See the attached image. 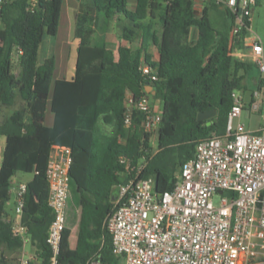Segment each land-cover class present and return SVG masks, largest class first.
<instances>
[{"label":"trees","instance_id":"16d2710c","mask_svg":"<svg viewBox=\"0 0 264 264\" xmlns=\"http://www.w3.org/2000/svg\"><path fill=\"white\" fill-rule=\"evenodd\" d=\"M62 2L0 0V136L5 138L0 264L16 260L26 242L36 249L41 264H49L46 237L52 213L46 170L54 146L70 148L72 156L59 264H88L94 259L120 264L122 257L112 252L105 222L116 208V187L127 180L121 158L134 163L146 158L141 178H153L158 194L171 190L176 172L193 157L196 144L224 133L232 94H247L246 74L256 66L233 59L234 41L243 47L245 32L233 37L235 16L215 0L199 17L193 0H78L74 79L53 81V49L42 59L39 53L45 38L54 39L58 33ZM113 21L120 40L115 52L106 47ZM193 28L198 31L196 41L190 40ZM135 40L138 47L126 46ZM152 47L157 61L148 53ZM142 65L156 73V82L142 75ZM149 86L154 96L146 92ZM127 90L162 105L154 153L152 134L142 127L143 113L134 111L129 127L124 123ZM48 103L52 127L44 125ZM207 111L216 115L198 121V114ZM22 141L28 144L26 151ZM18 173L34 176L23 196L22 236L13 233L6 210L12 178Z\"/></svg>","mask_w":264,"mask_h":264},{"label":"built area","instance_id":"2783aa9c","mask_svg":"<svg viewBox=\"0 0 264 264\" xmlns=\"http://www.w3.org/2000/svg\"><path fill=\"white\" fill-rule=\"evenodd\" d=\"M210 1L193 3L202 9ZM215 2L235 16L233 37L245 32L243 48L249 49L264 82V47L251 27L257 0ZM140 71L148 81L158 80L149 66L142 65ZM238 93L232 94L233 106L224 133L196 144L193 157L182 166L171 190L158 194L153 178H141L146 158L137 163L121 158L127 180L116 187V208L105 225L111 235L112 252L122 257L124 264H264V124L257 131L241 123L234 126L233 121L241 117L246 105ZM252 97L254 101L247 104L250 111L262 109L264 115V99L256 100L258 92ZM124 105L127 127L134 111H139L144 116L143 129L157 134L162 111L154 110L150 97L135 96L127 90ZM71 163L70 148L52 147L46 170L47 204L52 213L46 237L51 252L49 264H59ZM26 189L25 184L18 188L15 219L7 216L13 233L20 236L26 232L21 224ZM214 195L222 197L219 207L213 204ZM18 264L41 261L22 257ZM88 264L99 262L94 259Z\"/></svg>","mask_w":264,"mask_h":264},{"label":"crops","instance_id":"0c3cea01","mask_svg":"<svg viewBox=\"0 0 264 264\" xmlns=\"http://www.w3.org/2000/svg\"><path fill=\"white\" fill-rule=\"evenodd\" d=\"M260 2V1H259ZM130 8L133 9V4H130ZM78 10H79V2L78 0H63L62 2V8H61V14H60V20H59V28H58V33L55 37L54 40V46H53V54H54V58H55V69H54V73H53V81L56 80H66V81H72L74 79V75H75V69H76V61L74 65H69V61L70 60V51H71V47H74L76 49V51H78V47H79V41L76 39L75 35H74V29H75V23H76V17L78 14ZM200 7L199 6H195L194 7V13L196 17H199L200 15ZM118 31L117 28L115 27V22H110L107 32H106V47L112 51H116L117 47L120 44V40L118 38ZM112 37L113 40H112ZM198 37V31L196 29H192L191 33H190V40L191 41H196ZM110 43H114L113 45L115 46L114 48H112L110 46ZM139 45V41L135 40L132 44L128 45L126 44V46L132 47V48H136ZM148 53L151 56V59L153 61H157L158 60V52L157 50L152 47L149 49ZM243 55V58H240L239 55ZM232 57L234 60L243 62L247 65H256L254 63V60L251 57L250 51L247 47H234L233 51H232ZM66 63V64H64ZM257 67V66H255ZM242 74V72H241ZM246 85L248 88V92L247 94H242L241 96H243L245 103L247 102V104L251 101V95L254 93H259V96L256 100L262 101L264 99V83L261 79V75H257L254 74L252 71V68L248 70L247 74H246ZM248 95V96H247ZM250 110V109H249ZM260 114H263V110L261 109L259 112ZM54 123V116L50 111V103H48L47 106V110L45 113V119H44V125L46 127H52ZM264 124V119L263 122L255 129H250V128H246L250 131H257L258 129H260ZM4 145H5V138L3 136H0V164H1V160L3 157V149H4ZM28 147V144L26 141H22L21 144V149L23 151H26ZM19 174V173H18ZM17 175V174H16ZM14 176L12 178V187L10 189V200H11V196L14 195V201H13V206L16 200V195H17V191L20 185L25 184L26 186L29 185V181H23V180H16L17 176ZM33 175V174H32ZM8 203H11L12 201H10ZM8 216L11 219H15V214L14 216H11L8 213ZM27 243V242H26ZM32 247V246H31ZM33 249V255L31 256H26L27 254L25 253V245L23 250L21 251L19 257L20 258L24 257V258H36V249L34 247H32ZM12 257V256H11Z\"/></svg>","mask_w":264,"mask_h":264},{"label":"rangeland","instance_id":"374dc122","mask_svg":"<svg viewBox=\"0 0 264 264\" xmlns=\"http://www.w3.org/2000/svg\"><path fill=\"white\" fill-rule=\"evenodd\" d=\"M251 27H252V33L253 35H255L256 37H258L264 47V0H260L259 4L255 7L254 11H253V15H252V22H251ZM118 31V30H117ZM114 37H112L113 40ZM54 39L48 38L46 37L41 48H40V59H42L44 56H48V54L50 53V48L53 49L54 46ZM114 43H110V46L112 48H114L115 46L113 45ZM77 57H78V52L76 51V49L74 47H71V51H70V60L69 61V65H74L75 61L77 62ZM13 63H14V68L13 71L17 72L18 71V67H17V60L16 57H13ZM66 64V63H64ZM252 71L254 74L259 75L260 72L258 70L257 67H253ZM249 88V87H248ZM148 91H150L148 89ZM239 95H242L244 93L240 92L238 93ZM248 96V95H247ZM259 96V93H258ZM251 101H254V97H251ZM259 102V100H257ZM150 102L152 104V106L154 107V110L157 112L158 110H160L162 108V105L160 103V101L153 99L152 97L150 98ZM261 109H258L256 112H251L248 108L247 102L245 105V109L243 110L241 117L239 119H235L233 121L234 126L237 123H241L242 125L245 126V128H250V129H255L257 128L264 119V115L257 113L259 112ZM12 111V109L5 111L6 114H10ZM106 132H111L110 127H104ZM151 145H152V150L155 151L156 149V135L153 134L152 135V139H151ZM179 174V171L176 172V176ZM17 178L16 180H23V181H29L32 183V180L34 179V176L32 174H27V173H19L16 175ZM221 196L220 195H214L213 196V204L215 207H219L220 206V201H221ZM11 203H8L6 206V210L7 212L11 215L14 216V206H13V201H14V195L11 196ZM71 202V201H70ZM72 204V203H71ZM73 240V239H72ZM33 249L31 247V245L27 242L25 243V253L27 254L26 256H31L33 255ZM11 259V258H8ZM19 262V257H17L16 260L11 261L9 264H18ZM120 264H124V260L123 258H121L120 260Z\"/></svg>","mask_w":264,"mask_h":264},{"label":"water","instance_id":"95a60500","mask_svg":"<svg viewBox=\"0 0 264 264\" xmlns=\"http://www.w3.org/2000/svg\"><path fill=\"white\" fill-rule=\"evenodd\" d=\"M0 16H1V10H0ZM18 73H19V69H18L17 72H15V75L17 77H18ZM148 89L150 91H148ZM146 92L150 93L152 96L155 95V91H153L152 87H150V86L146 88ZM215 115H216V111L201 112V113L198 114L197 120L198 121H206V120H209V119L213 118ZM219 193H221V192H219Z\"/></svg>","mask_w":264,"mask_h":264}]
</instances>
